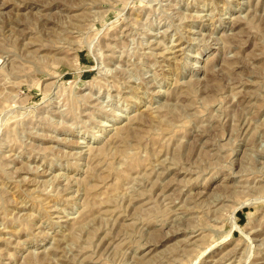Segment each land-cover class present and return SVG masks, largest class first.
Here are the masks:
<instances>
[{"label": "rangeland", "instance_id": "1", "mask_svg": "<svg viewBox=\"0 0 264 264\" xmlns=\"http://www.w3.org/2000/svg\"><path fill=\"white\" fill-rule=\"evenodd\" d=\"M0 264H264V0H0Z\"/></svg>", "mask_w": 264, "mask_h": 264}]
</instances>
